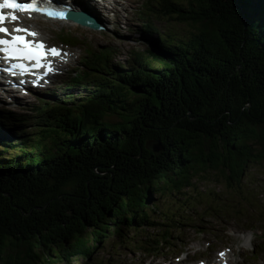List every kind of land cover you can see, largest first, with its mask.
Here are the masks:
<instances>
[{
    "label": "trees",
    "instance_id": "1",
    "mask_svg": "<svg viewBox=\"0 0 264 264\" xmlns=\"http://www.w3.org/2000/svg\"><path fill=\"white\" fill-rule=\"evenodd\" d=\"M154 4L145 20L168 26H144L169 65L138 53L147 69L113 68V51H98L88 70L99 76L83 97L45 104L34 141L0 128V264H72L131 229L167 231L178 219H153L162 196L212 210L195 182L239 187L264 164V0Z\"/></svg>",
    "mask_w": 264,
    "mask_h": 264
},
{
    "label": "rangeland",
    "instance_id": "2",
    "mask_svg": "<svg viewBox=\"0 0 264 264\" xmlns=\"http://www.w3.org/2000/svg\"><path fill=\"white\" fill-rule=\"evenodd\" d=\"M108 1L106 7H104L106 11L100 9L98 11L96 9L97 12L94 15L104 28L103 31L93 32L88 29L72 26V28L76 29H68L66 30L67 33L62 31V34L77 37L76 40L81 44L79 47L82 51L85 48H93L96 50L111 48L116 54V58L112 60L113 63L117 61L121 63L122 60L127 59L131 61V53L139 52L148 45L143 39V33L140 31V20L136 14H133V12L139 9L143 10L141 4L146 0ZM103 12L105 14H103ZM155 20L158 22H165L163 18L161 20L156 18ZM156 21H154V23L159 26ZM36 25L41 28L39 30L45 29L42 30L45 33L44 36L52 45L59 44L58 37H55V33L49 34V31H52V33L55 30L61 31L59 25L41 24L38 22ZM181 27L182 28L178 29L179 33L182 34V36H186L189 31L185 27ZM174 29L176 30V27L172 26V30ZM176 35L175 37H182L178 34ZM77 52H79V50H77ZM74 67H76V61L68 68V73L63 77H69ZM71 75L73 74L71 73ZM61 81L60 79L56 81V87L63 85ZM61 90L62 89L57 90L56 99L43 96V100L53 105L60 102L58 99L62 97L61 94L63 92L67 96H77L81 94L80 90L77 88L68 91ZM31 98H33V101L37 100L34 97ZM64 101L66 102L69 100L66 98ZM28 111H31V109L15 110L13 113L17 117L14 118H19L24 115L27 117H35L36 113L32 114ZM198 112L200 115L208 113L202 109L200 104ZM36 125L38 124L32 121L26 122L24 125L18 127L24 126V131L29 134L34 133L27 137L34 141L33 138L37 131L35 129ZM9 151L12 153L11 150ZM2 159L3 157L0 156V160ZM213 177L214 176L210 174H205L204 178L207 180L195 182V186L199 188V192H201L200 197L205 198L207 204L210 202L216 204L217 208L221 210L228 209L226 211H229V214H227L226 217L218 216V218L203 217L201 219H193L190 216L192 212L188 213L186 209L182 210L183 207H179L180 204L178 201H181V196H162L159 199V216H157V218L153 217V219L158 224H161V219L166 220L163 218V215L168 212L167 216L171 217L170 221L178 219L179 224L174 231L168 230L170 231V239L163 243L161 251L157 253L155 251L146 253L137 250L136 248L141 242V238L138 237L139 234L137 233H141L142 230L139 229L137 232L135 229H131L126 234V237L121 238L120 241L106 239L104 244L102 242L97 245V248L93 250L89 257L85 259L77 257L71 263L150 264L151 261L155 260V264H159L165 263L166 260L177 262L186 254L187 264H195L196 261L204 257L215 259L217 251L229 248L234 254L233 258L231 257V262L233 259L234 264H264V237L261 235L264 230V164L253 165L248 168V172L241 181L242 185L239 187L235 185L233 187L226 186L223 181H217ZM176 198L178 201L174 200ZM215 200L217 203H215ZM216 210L219 211V209ZM185 218H189L190 220L185 222ZM161 229L162 227H155L145 230L142 232L145 236L142 241H144L146 245L154 248L153 242L155 240L153 238L155 237L157 240L156 236H159ZM248 229L254 231V236H252L253 232ZM199 231L204 232L202 234H197ZM243 231L245 234H242ZM255 236H257V238ZM101 245L103 246L101 247ZM146 245H144V247L148 248L149 246ZM179 251L183 253L177 256L176 254Z\"/></svg>",
    "mask_w": 264,
    "mask_h": 264
},
{
    "label": "snow or ice",
    "instance_id": "3",
    "mask_svg": "<svg viewBox=\"0 0 264 264\" xmlns=\"http://www.w3.org/2000/svg\"><path fill=\"white\" fill-rule=\"evenodd\" d=\"M241 6L245 3V0H239ZM80 3L90 7L91 0H80ZM79 6V5H78ZM51 0H30V3H18L17 0H3L0 4V9L8 8L10 10L25 11L29 13H41L50 18L64 19V12L62 10H51ZM243 11V7H241ZM31 18V16H29ZM6 19H10L13 22H18V16L12 15L6 17L3 12H0V34H4L9 38H0V49H3L8 58L16 60H28L35 61L37 67H43L42 58L46 56L45 45L43 43H30L27 37H36V33L28 29L15 27L8 29L4 26ZM25 33L26 35H12V33ZM52 54L58 55L59 53L55 48L50 50ZM22 71H26L24 65H17ZM51 66L49 65L48 71L50 72ZM224 253H219L220 257H224Z\"/></svg>",
    "mask_w": 264,
    "mask_h": 264
},
{
    "label": "water",
    "instance_id": "4",
    "mask_svg": "<svg viewBox=\"0 0 264 264\" xmlns=\"http://www.w3.org/2000/svg\"><path fill=\"white\" fill-rule=\"evenodd\" d=\"M75 21L81 25H86V26H91V27H95L93 26V24L88 20V17H85L84 14H79L78 17H75ZM3 136L0 134V141L5 140L4 138H2ZM153 152H160L161 151V147L159 144H155L153 146Z\"/></svg>",
    "mask_w": 264,
    "mask_h": 264
},
{
    "label": "bare ground",
    "instance_id": "5",
    "mask_svg": "<svg viewBox=\"0 0 264 264\" xmlns=\"http://www.w3.org/2000/svg\"><path fill=\"white\" fill-rule=\"evenodd\" d=\"M79 4H80V5H83V4H81V3H78L77 0H72V2L68 3L67 5H71V6H73L74 8H76L77 5H79ZM83 6H85V5H83ZM85 7H87V6H85ZM90 7L94 9L93 6H90ZM88 9H89V8H88ZM92 12H95V10H92ZM33 28H34V29H32V28H31V29L34 30V31H38V34L41 35L42 32H40L39 29H37V27H33ZM35 29H36V30H35ZM41 36H42V35H41ZM38 39H41V38H38ZM231 257H232L231 255L228 256L227 254H225L224 257H223L224 260H222L221 262H222L223 264H224V263H225V264H232V263H231ZM229 258H230V259H229ZM160 264H164V263H160ZM168 264H171V263H168Z\"/></svg>",
    "mask_w": 264,
    "mask_h": 264
}]
</instances>
